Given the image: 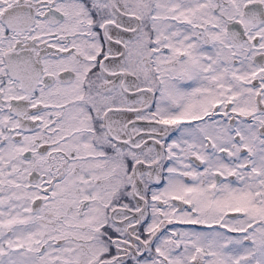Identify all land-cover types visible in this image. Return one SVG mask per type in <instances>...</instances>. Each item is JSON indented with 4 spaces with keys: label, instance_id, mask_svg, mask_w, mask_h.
Returning a JSON list of instances; mask_svg holds the SVG:
<instances>
[{
    "label": "snow or ice",
    "instance_id": "snow-or-ice-1",
    "mask_svg": "<svg viewBox=\"0 0 264 264\" xmlns=\"http://www.w3.org/2000/svg\"><path fill=\"white\" fill-rule=\"evenodd\" d=\"M0 264H264V0H0Z\"/></svg>",
    "mask_w": 264,
    "mask_h": 264
}]
</instances>
